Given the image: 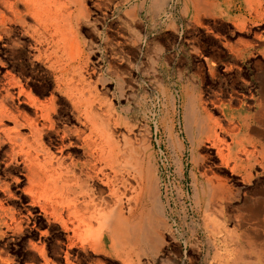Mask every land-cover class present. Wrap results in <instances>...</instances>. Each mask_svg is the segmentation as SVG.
Returning a JSON list of instances; mask_svg holds the SVG:
<instances>
[{
  "label": "rangeland",
  "instance_id": "374dc122",
  "mask_svg": "<svg viewBox=\"0 0 264 264\" xmlns=\"http://www.w3.org/2000/svg\"><path fill=\"white\" fill-rule=\"evenodd\" d=\"M230 1L231 10L221 4L215 11L231 22L227 35H215L218 55L205 51L203 55L196 54L193 46L201 47L198 38L192 37L189 41L191 51L201 59L199 70L194 73L192 56L187 55L186 39L192 35L190 24L198 27L193 32L199 36L204 32L201 28L209 26L206 16L201 15L195 21L193 0H85L86 9L72 20L68 33L71 39L62 52H57L58 59L64 55L60 65L71 62V57L79 60L84 78L107 102L102 110L112 109L113 117L118 118L110 123L118 146L127 147L134 155L142 157L145 168L157 181V198L164 223L159 230V243L154 250L145 247L140 263L136 251H132L128 256L132 264H150L160 258L164 264H246L242 258L245 255L264 260V240L243 239L246 233L260 237L261 229L248 232L249 227L237 214L236 204L241 197V205L248 209V203L264 199V181L246 187L253 177L264 174V162L258 163L257 155V163L246 169L251 173L248 176L241 168L231 169L232 161L218 159L215 150L207 148L209 144L204 141L193 149L184 128L179 96L180 90L193 81V90L201 92L204 99L227 103L232 98L245 106L250 100L256 108L253 113L245 115L241 106L235 108L231 102L232 114L255 129L263 128V117L259 115L262 105L256 88L264 78V71L256 70L253 80L245 82V90L238 91L235 74L220 68L207 74L202 58L214 56L218 57L217 63L220 62L224 40L264 38V19L247 24L248 34L235 28V22L244 18L247 10L242 0ZM187 5H192V10H187ZM19 9L23 11L22 6ZM250 14L253 16L252 11ZM259 23L263 24L262 28L252 31L251 25ZM15 25L0 42V88L3 75L8 72L18 78L25 97L9 101L10 108L29 112L27 103L32 100L51 102L60 127H77L78 114L74 111L73 99L61 88L54 56L47 57L44 51L51 49L52 39H60L53 33L40 46L36 33L30 29L34 25L30 14L24 17L23 24ZM59 44L62 46L60 41ZM253 52L241 58L223 52L225 70L239 69ZM153 59L158 62L154 63ZM3 126L10 127V123L4 122ZM247 132L248 136L261 141L264 149V138ZM223 139L230 143L229 138ZM44 142L52 148L58 143V136L51 131ZM245 147L251 150L249 145ZM67 152L82 158L81 151L69 149ZM23 173L21 164H9L7 148L0 146V179L10 182V196L3 199L0 195L7 211L0 220V264H123V256L107 246L94 249L76 241L71 248L67 246L66 233L59 223L47 220L38 207L30 206ZM15 177L22 182L14 183ZM217 184L220 193L216 192L217 196L209 202L202 199V191L208 186L215 192ZM251 190L257 194L250 196ZM149 203L147 199V208ZM29 210L35 218L27 215ZM11 214L13 221L8 219ZM14 220L18 225H14ZM5 223L10 226L6 228Z\"/></svg>",
  "mask_w": 264,
  "mask_h": 264
},
{
  "label": "bare ground",
  "instance_id": "6f19581e",
  "mask_svg": "<svg viewBox=\"0 0 264 264\" xmlns=\"http://www.w3.org/2000/svg\"><path fill=\"white\" fill-rule=\"evenodd\" d=\"M82 9H86L85 0H0V42L9 34L11 26L17 22L23 24L29 14L34 20L30 29L36 33L40 46L53 33L60 39L62 46L52 39L51 49L44 51L47 57L54 56L61 88L70 93L78 114V126L69 128L58 125L51 102L32 100L27 103L29 112L13 111L9 101L25 96L18 78L6 72L0 89V146L7 148L9 164L22 165L27 184L24 191L30 198V206L38 207L47 220L59 223L66 233L67 246L71 248L74 241L94 249L107 246L122 258L135 250L139 257L144 254V246L156 248L159 230L164 224L157 181L145 168L142 157L127 147L118 146L110 124L118 118L113 117L112 109L102 110L107 102L86 81L79 60L71 57V62L60 65L64 55L60 59L57 56L71 39L68 33L72 20ZM190 87L189 82L179 93L188 140L193 149L203 141L208 143L207 148L214 149L220 159L223 150L232 151L241 146L242 138L233 134L235 127L229 126L225 116L215 115V108L224 107L222 101L204 99L201 92L196 93L194 86ZM4 122L10 123V127H4ZM51 131L58 136L54 150L44 142ZM224 137L231 142L226 143ZM69 149L81 151L82 158L69 154ZM13 182L22 181L15 177ZM215 189L214 192L207 186L202 191V199L206 202L213 199L219 192L218 184ZM0 195L3 199L10 196L9 181L0 179ZM27 215L35 218L31 210ZM263 219L264 215L256 220L258 228L262 227ZM14 223L18 225L15 220ZM9 226L7 223L6 228ZM128 245H134L133 250ZM246 264L249 263L246 261Z\"/></svg>",
  "mask_w": 264,
  "mask_h": 264
},
{
  "label": "crops",
  "instance_id": "0c3cea01",
  "mask_svg": "<svg viewBox=\"0 0 264 264\" xmlns=\"http://www.w3.org/2000/svg\"><path fill=\"white\" fill-rule=\"evenodd\" d=\"M183 1V0H182ZM243 4L245 5V8L247 10V13L244 18H241L240 21H236L234 26L235 28L242 30L241 33L248 34V30L246 29V25L250 24L251 22L260 21L261 19H264V0H242ZM221 4H226L227 10H231V1L230 0H193V16L195 21L197 22L199 17L201 15L206 16L205 20L208 22V28H201L204 32L201 34V36L196 35L193 31L196 30L195 25L190 24V28H192V35L186 39L188 40V56H192V73L199 70L198 62L201 61V59L196 54H204L206 53H212L214 56L218 55V49L214 45L215 41L217 40L215 35H227L230 28H231V22L226 16H222L221 14L215 12L217 11V8ZM182 9L184 7L183 3L181 2ZM186 9L192 10V5H187ZM250 11L253 12V16H251ZM210 15V16H208ZM263 24H253L251 25V29L254 32H258L260 28H262ZM251 34V33H250ZM192 37H197L199 46H193V51L196 53H193L190 49L189 41H192ZM221 54L219 53V56L221 58V61L217 63V58L214 56H203V60L205 62L207 72L204 71L207 74L215 72L216 68H220L222 71L225 72H232L236 76V82L238 84V91L239 90H245L247 87V83L250 82L252 79V74L256 70H263L264 71V38H261V36L254 37L253 40H246L242 38H237L234 42L226 41L224 40L222 43ZM252 51H255L252 53V55H249L247 58V61L240 64V68H232L230 71L225 70V66L223 65V58L225 56L224 53H228L229 55L233 56L234 58H241L247 53H251ZM260 54H259V53ZM153 62H158L157 59H153ZM211 64H214V66H210ZM217 64V65H216ZM210 69H213L210 71ZM6 75V72L4 73V77ZM191 87H193V81L190 82ZM229 86L228 88H230ZM2 88V86H1ZM0 88V89H1ZM233 88V87H232ZM257 93L260 97V103L262 105V110L259 113L260 116H262V122H264V78H262L259 81V84L256 88ZM214 101V100H212ZM232 105L237 108L241 106L242 113L247 115L250 112L253 113L256 108H254V104L249 100L248 106L240 104L238 100L229 99L227 103H224V107L222 109L215 108V113L222 114L223 117L225 116L227 118V123L230 125L233 124L235 129L233 130V134H237L240 138H242V145L238 148H233L232 151L223 150L222 157H220V160L226 159L227 161H232L233 166L231 169L234 168H241L242 170L247 171L246 169H249L255 162L257 163V155L260 157V161L258 163L264 162V149L263 146L260 143L261 141H258L253 136H248V132L251 133H258L259 137L262 139L264 138V125L262 129H255L253 126H251L248 122H244L241 118H236L232 112L234 111V108ZM197 103V100H196ZM212 106L210 103L208 106ZM252 121L255 123L254 116H252ZM264 124V123H263ZM257 130V131H256ZM260 138V139H261ZM231 142V141H230ZM246 145H249L251 147V150L246 149ZM258 147V148H257ZM240 156H243L241 158ZM256 170L259 169V167H255ZM250 171H247V175L250 176ZM264 181V174H260L253 177L249 184L246 185L247 188H250L254 183H258L260 185L263 184ZM250 196L256 195L257 193H254L249 191ZM3 198V196H2ZM264 198V197H263ZM30 199V198H29ZM1 200V199H0ZM237 214L242 218V220L245 222L246 227H249L248 232L251 230H254V228L261 229L260 237H256L253 235V231H251L249 234V237L243 236V239L246 240H264V221H260L262 224L261 228H258L256 225V220L260 219V216L262 217L264 215V199H260L257 202L248 203V209L241 205V197L237 199ZM7 211L3 207L2 203L0 202V220H3L4 215H6ZM5 218V217H4ZM13 215L11 214L10 221H13ZM264 220V219H263ZM5 222V221H4ZM6 225V223H5ZM241 233V232H240ZM248 234V233H247ZM133 244V243H132ZM128 247H132V250L134 248V245H128ZM144 246L143 249L145 250ZM148 248V247H147ZM246 247H244L243 251L245 252ZM246 254V252H245ZM141 256L137 257L138 262L140 263ZM245 261H247L249 264H264V260L258 261L256 256H243L242 257ZM123 264H132L130 263V258H122ZM157 261V262H155ZM150 264H164L163 259L159 260H153L150 262Z\"/></svg>",
  "mask_w": 264,
  "mask_h": 264
}]
</instances>
